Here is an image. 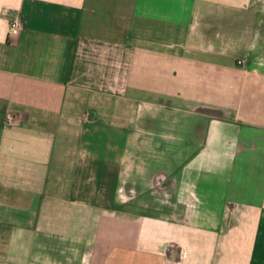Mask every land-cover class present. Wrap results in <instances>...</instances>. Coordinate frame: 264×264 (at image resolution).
<instances>
[{
  "label": "crops",
  "instance_id": "obj_1",
  "mask_svg": "<svg viewBox=\"0 0 264 264\" xmlns=\"http://www.w3.org/2000/svg\"><path fill=\"white\" fill-rule=\"evenodd\" d=\"M0 264H264V0H0Z\"/></svg>",
  "mask_w": 264,
  "mask_h": 264
},
{
  "label": "built area",
  "instance_id": "obj_2",
  "mask_svg": "<svg viewBox=\"0 0 264 264\" xmlns=\"http://www.w3.org/2000/svg\"><path fill=\"white\" fill-rule=\"evenodd\" d=\"M22 25H23V23H22L21 18L16 17V18L11 19V21L9 23V36H14V35L18 34ZM13 119H14V113L9 112L7 115V121L11 122V121H13Z\"/></svg>",
  "mask_w": 264,
  "mask_h": 264
}]
</instances>
